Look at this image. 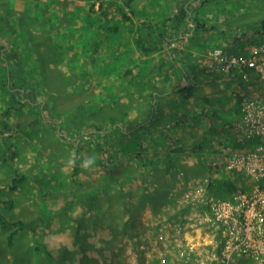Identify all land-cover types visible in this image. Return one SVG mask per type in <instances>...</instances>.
<instances>
[{"label":"rangeland","instance_id":"1","mask_svg":"<svg viewBox=\"0 0 264 264\" xmlns=\"http://www.w3.org/2000/svg\"><path fill=\"white\" fill-rule=\"evenodd\" d=\"M187 4V17H178L177 9ZM87 6L80 0H0V43L11 49L12 37L26 41L14 63L24 67L22 74L29 72L27 81L35 79L38 97L49 107L45 121L39 117L38 103L18 104L19 97L4 90L6 77L0 67V115L11 109L8 118L21 132L10 165L0 163V196L6 202L0 205V264H220L221 237L208 220V202L232 200L239 192L251 194L257 183L229 168L235 150L223 142L227 136L213 132L215 136L202 139V124L212 109L207 112L203 107L209 96L200 87L189 98L180 92L172 96L173 117L154 132L131 131L135 121L127 115L140 105L141 112L148 109L138 95H152L154 88L167 85L162 72L166 60L160 54L172 60L170 78L177 82L182 78L189 85L195 81L186 61L190 46L193 51H208V59L218 68L209 73L234 80L237 88H227L216 103L221 118L231 119V102L236 104L245 90L238 80L251 84L246 94L263 91L264 80L255 71L256 82L250 72L247 79H237L236 70L225 71L212 57L220 47L227 52L222 45L227 36L263 29L264 0H134L127 7L131 19L118 15L105 28L99 26V16L88 18ZM186 18L191 21L181 31ZM145 22L156 26L153 45L147 47L160 50L155 59L137 56L146 47L137 43ZM57 30H64L65 36ZM165 30L171 35L162 42ZM68 39L73 44L62 47ZM59 49L64 58L55 67L44 54L54 57L53 51ZM120 50L125 51L123 57L103 54ZM34 65L38 76L31 70ZM128 95L134 96L133 103L122 105L120 97ZM107 103L112 105L105 110ZM195 113L203 115L192 118ZM124 119L127 123L111 133L92 132L97 127L107 131L112 122ZM156 125L151 124L153 129ZM232 126L228 125L237 138ZM157 137L167 140L161 152L151 148ZM113 148H121L123 157L132 153L134 160L122 173L123 163L115 165L109 179ZM233 183L241 188L231 195ZM94 190L97 197H91ZM62 252L66 254L60 261ZM235 258L231 264H241L243 258Z\"/></svg>","mask_w":264,"mask_h":264},{"label":"crops","instance_id":"2","mask_svg":"<svg viewBox=\"0 0 264 264\" xmlns=\"http://www.w3.org/2000/svg\"><path fill=\"white\" fill-rule=\"evenodd\" d=\"M185 7L186 9H189L188 4L182 5L179 8ZM179 8L177 10H179ZM190 11V9H189ZM170 21V20H168ZM191 21V19L186 18L185 22L182 24L181 28L179 30L182 31V29L185 28V26H188V23ZM144 21H141V23ZM164 24H166V19L165 22H163ZM171 22H169V26ZM152 27L154 26V23L151 24ZM166 32H168L167 30H165L163 32V34H165ZM262 32V33H261ZM157 35H158V30H157ZM184 33V32H183ZM252 32V35H237L235 37H230L227 36L228 40L227 41H223L222 45L224 47H226L227 52L231 53L232 55H247L250 56L252 54V51L254 49H256L257 47H259L261 44L264 43V40L261 39V36H264V30L261 29L260 32L257 34L255 32V34ZM171 34L168 32V40H169V36ZM179 36L184 37V35H182V33H180ZM193 37L192 33L190 34V42H193ZM166 38H162V42L165 41ZM153 45L152 41L149 40L148 43L145 44V48L143 47V50H136L138 51L137 56L141 57L142 59H146V58H151V59H155L156 55H158L160 53V50H154V48L152 49H146L148 46ZM189 50L186 51V54L189 55V58L186 59L187 64L190 66L189 69L194 71V78L195 81L194 82H190V85L194 87V91L196 87H200L203 91L204 94H206L208 98V100H205V104H204V108L205 111H209V109H211V113L205 116V120L202 124V127H204V129H201L202 131V139H206L207 134L208 135H221V136H227V137H223V142L228 143L229 140L235 141L237 140L236 137H233L232 131L230 130V128L228 127V125L232 126L235 122H237V119L240 118L241 116V110H240V102L239 100H236V104L231 102V108H230V112H229V116L231 119H222L221 115L219 114L218 110H216V103L218 101L217 96H224L227 93V88L231 87L232 85H234V87L237 88L234 80H230L229 77L225 74V75H221L220 72H218L219 74L213 75L209 72H211L212 70H216L218 69L216 64L211 63L210 60L208 59V51H193L190 49V46H188ZM187 48V49H188ZM116 50V49H115ZM204 52V53H203ZM105 56L109 55V56H121L123 57L125 55V51L124 50H120V51H111L109 53V51H105V53H103ZM165 55V53H164ZM164 55L160 54L159 56H163L162 60H166V62L164 63L163 66V70L162 72L167 74V77L165 78L167 85L162 87H157L154 88L152 91V95H138L140 98L145 99L146 104L148 105V109H146V111L141 112V105L137 108V111L134 110V112H131L130 114L127 115V119L130 121H135L130 130L131 131H140L144 128L145 132H149L148 130L150 129L152 132L157 131L159 129H161V127L163 125L166 124V122H170V120L173 117V112L174 110L171 109V99H174V97L177 95V93H179V90L181 87L183 86H188L189 84L187 83V81L182 80V78H180L178 80L181 81V83L178 84V82L176 81V79L170 78V76L168 75V72L171 70L173 63H171V59L167 57V59L164 57ZM199 57L200 60H198V58H194V57ZM206 56V57H205ZM120 60V58H119ZM112 64V63H111ZM213 64L215 65L214 69L212 68ZM220 69V68H219ZM218 71V70H216ZM250 72V76H251V81L256 82V74L254 71H249ZM239 73V74H238ZM234 77H237V79H240L243 77L242 73L240 71H236ZM255 75V78H254ZM254 79V80H253ZM122 80H127V79H122ZM238 83L240 86L243 87V89H245L242 93H239V96H242L247 89V86H250L251 84L249 83H243L242 81L238 80ZM251 83V82H250ZM257 85H261V83H258ZM253 86V85H252ZM263 88V87H261ZM238 91V90H237ZM194 95V93H193ZM213 96L216 97L213 99ZM228 96V95H227ZM121 98V102L123 103L122 105H126L129 103H133V101L131 99L134 98V96H124V97H120ZM162 100H165L164 103H162ZM136 104V103H135ZM108 105H112L110 103L106 104V108L105 110L109 107ZM159 107V108H158ZM111 111V109H110ZM188 112V111H187ZM206 112V113H207ZM189 114V113H187ZM196 114V115H195ZM192 116V118L198 117L203 115L202 113H195ZM189 115L185 116L188 117ZM186 120H190L189 118H185ZM126 122L127 120L124 119L122 120L120 123L121 128L124 126V124L122 122ZM156 121L157 125L154 127L151 126V124ZM239 122V121H238ZM154 125V124H153ZM171 125V123H170ZM167 126V125H166ZM234 127V125L232 126ZM235 129V128H234ZM126 130L122 131V133H124ZM110 133L112 132V130L109 131ZM107 132V133H109ZM215 134H214V133ZM239 131H237L238 133ZM158 133V132H157ZM240 134V132H239ZM169 136L174 137L173 134L170 133ZM144 137V136H143ZM201 139V140H202ZM140 144L142 145V143L140 142ZM144 144V143H143ZM167 144V140L157 137V141L154 143H151V148L152 150H157V152H161V147ZM1 145V143H0ZM145 145H148V142L145 143ZM228 146V145H227ZM117 150H119V152H117ZM121 152L122 149L121 148H113L112 150L109 151L110 154H112V156L110 155V164L113 167H110L108 170V172L110 173L109 175L106 174V176L111 177L112 172L114 174L115 171H113V169H115V165L117 164H122V169L119 171L120 173L123 172V170H126L127 168H130L132 165L131 160H134L132 157V153H127L125 154V156H121ZM143 153V152H142ZM79 159V157H77ZM2 162V160L0 159V163ZM136 162H134L135 165ZM194 164V163H193ZM135 169H139L140 166H134ZM79 170V169H78ZM243 173V172H242ZM241 174V173H240ZM250 181V179H248ZM253 180V179H251ZM254 181V180H253ZM76 183V182H74ZM255 187V186H254ZM252 187V190L253 188ZM91 195L94 194L97 196V192H91ZM88 235V233H86ZM1 240V239H0ZM92 240V239H91ZM95 240L93 239V242ZM63 256L60 257V261L63 260L64 255L66 254L65 252H62ZM136 256V255H135ZM57 258V257H56ZM58 259V258H57Z\"/></svg>","mask_w":264,"mask_h":264},{"label":"built area","instance_id":"3","mask_svg":"<svg viewBox=\"0 0 264 264\" xmlns=\"http://www.w3.org/2000/svg\"><path fill=\"white\" fill-rule=\"evenodd\" d=\"M212 58L227 72L240 71L243 78L247 79L249 71H255L260 81L264 80V44L247 57L229 55L220 47ZM240 110L239 120L242 119L243 125L239 129L245 136L238 132L237 140L258 136L263 141L254 148L235 149L229 160V168L239 172L262 169L264 173V90L244 93ZM254 177L263 178L259 174ZM208 203V220L212 221L221 237L220 264H231L235 257L247 258L253 264H264V188L251 194L236 193L232 200Z\"/></svg>","mask_w":264,"mask_h":264},{"label":"trees","instance_id":"4","mask_svg":"<svg viewBox=\"0 0 264 264\" xmlns=\"http://www.w3.org/2000/svg\"><path fill=\"white\" fill-rule=\"evenodd\" d=\"M80 1H86L88 3V6L86 8V15L88 18L90 17H100L98 19L99 26L102 28H105V26L113 21L116 20L117 16L120 15L124 20H129L131 17L128 16V11L127 7L132 6V2L134 0H95L93 3L89 5V0H80ZM99 1V7L98 9H95V6L97 5V2ZM122 1V2H121ZM184 8V9H183ZM181 9L180 12L176 13L178 14V17H187L189 9H185V7L179 8ZM175 14V16H176ZM146 27L144 29H140L139 34H138V39L137 43L140 44L142 43L144 46L152 37V32L154 31L151 24H148L145 22ZM261 26L264 30V20L261 23ZM145 30V31H144ZM73 31V30H72ZM72 31H70L69 35L73 34ZM147 31V32H146ZM56 33H61L63 37L65 36L64 30L61 32V30H57ZM25 37L26 39H29V36L27 32L25 31ZM67 36V35H66ZM24 37V38H25ZM69 38V37H68ZM162 38H168V32L165 34L161 33L160 35V40ZM26 42V41H25ZM25 42L19 41V39L16 37L11 38V42L9 43L12 48L10 49V46L5 44L0 43V67L2 73L5 75L6 78H4V90L10 94L12 97H19V101H17L18 104H21L23 107L25 106H35L38 103V114L39 117H43L45 121H48V115H47V109H49L48 105L46 103H43L40 98L38 97L37 93V87H36V82L34 80L27 81V77H31L29 75V72L26 71V74H22V71L24 67L20 66L18 63H14L16 59H20V56L16 54V51H22L20 49V44L23 45ZM23 43V44H22ZM73 44L72 39H68L66 43H63L62 47L68 46ZM9 47V48H7ZM147 49V48H146ZM5 50V51H2ZM57 52L59 54H62V56H57ZM49 53V52H48ZM53 53H56L54 57L49 56V54H44L46 55L44 59L48 61V63H55V67L59 64V62L63 61L64 58V53L59 51H53ZM36 54V53H35ZM38 54V52H37ZM39 57H41V54H39ZM40 59V58H39ZM39 62V60H38ZM40 66H43L42 63H39ZM40 68V67H39ZM33 74L39 75V70L36 68L34 65L33 68H31ZM44 72L41 71V78H43ZM179 92L186 98L192 97L194 93V87L191 85L188 86H183L180 88ZM239 102H241V98H239ZM47 108V109H46ZM37 112V111H36ZM44 114H46L44 116ZM11 115V109L7 107V109L0 115V143H1V150L2 152L4 151L3 154H0V159L2 162H4L6 165H10V157L11 155L16 156V152H11L14 151L13 147L14 141L17 143V134L19 133L18 130L14 129L10 119L8 118ZM41 119L43 120V118ZM55 126V125H53ZM54 128V127H53ZM121 128V125L119 122H116L113 124L112 128L107 129L108 131H105L99 127L95 128L92 132L98 133L99 136L101 134H106L112 129H118ZM21 133V132H20ZM19 133V134H20ZM81 135V134H80ZM77 139V138H76ZM75 139V140H76ZM74 140V141H75ZM263 139L261 137H256L252 136L249 138V140H243V141H232L229 140L227 145L232 148L233 150L235 149H241L244 147H249V148H254L260 143H262ZM3 147H6L3 149ZM79 147V145L77 146ZM227 148V147H226ZM0 150V151H1ZM143 156V155H140ZM113 174V172H112ZM112 176V175H111ZM20 179H16V183L19 182ZM235 181V180H234ZM15 189V187H12ZM241 187H236L235 184L233 183L231 185V195L234 193V191H240ZM93 192H96L95 190ZM1 193V191H0ZM91 197H97L96 195L92 194ZM6 202L1 199L0 196V205L5 204ZM9 207V206H8ZM22 223L21 221L17 222ZM85 236H88L86 233H84ZM0 262H3V259L0 260ZM241 264H250L246 259L241 260Z\"/></svg>","mask_w":264,"mask_h":264},{"label":"bare ground","instance_id":"5","mask_svg":"<svg viewBox=\"0 0 264 264\" xmlns=\"http://www.w3.org/2000/svg\"><path fill=\"white\" fill-rule=\"evenodd\" d=\"M192 3V2H191ZM184 9V8H183ZM186 9V8H185ZM180 10V9H179ZM190 12V11H189ZM243 125V122H242V120L241 121H239V122H237V124L236 125H234V127L233 128H235V130L236 131H239L240 132V134L242 135V136H245V133L242 131V130H240L239 128L241 127ZM248 138H251V137H248ZM226 151V150H225ZM243 173H246V174H248L256 183H257V185L255 186V190L254 191H256V190H258V189H261V188H264V173H263V171H262V169H257V170H255V171H250V170H241ZM239 172V171H238ZM257 174H259V175H261L263 178H259V179H257L256 177H254V175H257ZM137 230V229H136ZM192 246V245H191ZM211 249V248H210ZM202 256V255H201Z\"/></svg>","mask_w":264,"mask_h":264},{"label":"clouds","instance_id":"6","mask_svg":"<svg viewBox=\"0 0 264 264\" xmlns=\"http://www.w3.org/2000/svg\"><path fill=\"white\" fill-rule=\"evenodd\" d=\"M114 123H116V122H112V124H114ZM110 129V128H109ZM113 130V129H112ZM108 131V130H107Z\"/></svg>","mask_w":264,"mask_h":264}]
</instances>
